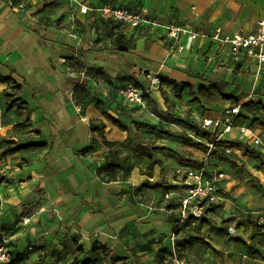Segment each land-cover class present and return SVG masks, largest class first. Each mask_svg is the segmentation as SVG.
Segmentation results:
<instances>
[{"label":"crops","instance_id":"0c3cea01","mask_svg":"<svg viewBox=\"0 0 264 264\" xmlns=\"http://www.w3.org/2000/svg\"><path fill=\"white\" fill-rule=\"evenodd\" d=\"M82 2L92 9L82 12L71 0H0V77L12 79L0 82V232L18 255L14 264L86 257L95 264H264V237L252 243L253 226L228 235L216 218L191 220L173 247L169 235L180 205L165 193L184 194L182 165L172 150L156 149L170 148L160 131L177 129L173 119L188 117L183 110H193V98L208 99L212 109L195 115L201 126L240 105L239 122L250 132L233 127L224 139L250 143L259 136L251 117H264V64L234 60L212 36L219 27L253 32L264 0ZM107 3L142 11L150 21L130 27L108 19L97 10ZM186 22L200 36L181 34L186 47L179 51L166 28ZM163 77L188 83L181 98ZM129 82L147 92L145 106L120 93ZM201 84L217 89L202 97ZM192 237L207 244L190 245Z\"/></svg>","mask_w":264,"mask_h":264},{"label":"built area","instance_id":"2783aa9c","mask_svg":"<svg viewBox=\"0 0 264 264\" xmlns=\"http://www.w3.org/2000/svg\"><path fill=\"white\" fill-rule=\"evenodd\" d=\"M77 3L82 12H87L90 8L82 0H71ZM100 10L108 19L115 20L130 27L139 26L142 23L149 22L150 19L142 12L125 5H114L111 3L104 4ZM167 35L175 40L177 50L185 49L184 44H179L181 34L189 36L190 40H194L200 36L196 32L191 23L175 24L167 26ZM213 39L219 44L228 45L231 57L240 61L242 56L249 57L254 60L259 66L264 64V17L258 20L256 29L253 32H244L242 30H234L232 32H224L222 28H217L213 34ZM120 93L128 100L129 103L137 106H145L148 101L147 92L137 86L133 82L125 84ZM240 114V105L230 107L226 110L224 118L212 119L205 118L202 121V126L216 133V137L208 143L209 149L202 156V166L194 168L189 166H181L178 168L180 176L178 182L179 187L184 191L169 190L165 193L166 199L176 197L179 199L180 212L179 218L174 226V229L169 235V239L175 248L178 240L185 237L186 231L189 228L191 220L207 217L211 214L210 208L213 205L221 204L224 199V180L226 172L218 164L212 162V156L215 151L225 153H233V146L230 143H225L221 146L217 142L225 138V133L231 132L233 127H237L242 134L250 132V126L245 123H240L236 120ZM232 143V142H231ZM253 144H261L260 137H255L250 141ZM264 219V213L261 216ZM231 231H234L231 229ZM29 250L33 246H28ZM16 258V254L9 247L8 236L0 232V264L10 263ZM177 264H187L183 260H178Z\"/></svg>","mask_w":264,"mask_h":264},{"label":"rangeland","instance_id":"374dc122","mask_svg":"<svg viewBox=\"0 0 264 264\" xmlns=\"http://www.w3.org/2000/svg\"><path fill=\"white\" fill-rule=\"evenodd\" d=\"M222 99H224L222 97ZM169 101V99H168ZM193 102L192 109H184V113H188V117L179 116V119H173L179 122L177 129H162L160 135L162 138L168 137L170 148L174 153V158L180 163L185 161L186 157L182 153L187 150L194 152L192 155L195 159H202L203 153L197 151L196 148H190L186 145L187 139H193L206 144L211 140H206L202 134L206 131L201 124V118H196L195 115L203 117L206 111L212 110L208 99H191ZM217 110V109H216ZM168 118L165 119L168 121ZM173 116V115H171ZM255 116V114H254ZM253 124L259 129V135L262 144L252 145L245 143L240 138L225 140L232 142L233 153H225L222 151H215L212 156V162L218 164L226 172V179L224 180V201L217 207H213V214L208 215L210 221L220 220L224 226L228 235L232 234L231 229L240 227L238 222L242 219L250 217L258 222H264L261 216L264 213V152L261 151L264 148V117L252 118ZM193 124L201 127V134H197L193 131ZM263 125V126H262ZM255 134V135H256ZM166 136V137H165ZM253 149L260 155V160L250 158L246 155V149ZM167 151V150H166ZM151 169H148L150 171ZM216 218V220L214 219ZM247 233V231H242ZM179 246V245H178Z\"/></svg>","mask_w":264,"mask_h":264},{"label":"trees","instance_id":"16d2710c","mask_svg":"<svg viewBox=\"0 0 264 264\" xmlns=\"http://www.w3.org/2000/svg\"><path fill=\"white\" fill-rule=\"evenodd\" d=\"M78 65V64H77ZM95 72H97V70H95ZM162 80L164 82H167L168 84L172 85L174 88V93L178 98L182 97V92L183 90L188 87V83L186 82H177L175 80L163 77ZM12 79L9 77H0V82H11ZM70 82L72 83L73 80H70ZM217 89V84H209L208 86L206 85H199L198 87V94L200 96H206L208 94H212L215 90ZM193 99H197V98H193ZM110 119V122L117 125L119 128L126 130L127 127L122 125L119 119L114 118L113 116L109 115L108 116ZM243 119L240 115L237 116L236 120L239 122V120ZM138 127L140 128H146L150 131H155L157 130V126L156 125H151V124H147V123H137ZM194 128L193 131L197 134H201V127H199V125L197 126L196 124H193ZM263 126V125H262ZM264 129V128H263ZM206 132L204 134H202V136L206 139V140H214L216 137V133L206 129ZM225 143H230L226 141L225 139L220 140L219 142H217L218 146H221ZM186 145L196 148L199 151H202V153H206L209 149L208 144L204 143V142H200L197 140H193V139H187L186 140ZM231 146H233L231 144ZM23 147V145L18 144L16 146H14L13 148H7L5 149L2 154H8L12 151H16L19 150ZM156 149L159 150H164V151H170L168 147L166 146H162V147H158ZM246 155H248L250 158H254V159H258L260 160V155L259 153H257L255 150L253 149H246ZM180 164L182 166H189V167H194V168H200L203 164L202 160L199 159H195V158H186L185 161H180ZM147 186V184H144L143 187ZM219 204L217 205H213V207H217ZM213 207L210 208L211 211H213ZM204 219V218H202ZM239 226H253L255 229L253 231L252 234V243L255 244H261L262 243V239L264 237V232H262V229L264 228V225L260 224L257 220H254L250 217H247L245 219H242L238 222ZM194 242H203L205 244H207V242L204 241L203 238L200 237H192L188 240V244L192 245ZM249 248H251V244L248 246ZM16 258H18V255H16ZM16 258L14 260L11 261L12 264L16 263ZM96 263V258L95 257H86L83 260H79L78 258H75L70 264H95Z\"/></svg>","mask_w":264,"mask_h":264}]
</instances>
